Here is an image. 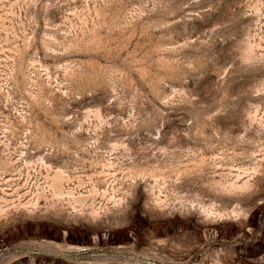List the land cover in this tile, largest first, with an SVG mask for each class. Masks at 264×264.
Instances as JSON below:
<instances>
[{
	"label": "rangeland",
	"instance_id": "rangeland-1",
	"mask_svg": "<svg viewBox=\"0 0 264 264\" xmlns=\"http://www.w3.org/2000/svg\"><path fill=\"white\" fill-rule=\"evenodd\" d=\"M0 264H264V0H0Z\"/></svg>",
	"mask_w": 264,
	"mask_h": 264
},
{
	"label": "bare ground",
	"instance_id": "bare-ground-1",
	"mask_svg": "<svg viewBox=\"0 0 264 264\" xmlns=\"http://www.w3.org/2000/svg\"><path fill=\"white\" fill-rule=\"evenodd\" d=\"M58 196V195H57Z\"/></svg>",
	"mask_w": 264,
	"mask_h": 264
}]
</instances>
